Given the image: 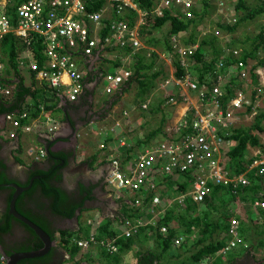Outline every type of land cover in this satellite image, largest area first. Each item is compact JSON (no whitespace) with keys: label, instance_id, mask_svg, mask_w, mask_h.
I'll return each instance as SVG.
<instances>
[{"label":"crops","instance_id":"1","mask_svg":"<svg viewBox=\"0 0 264 264\" xmlns=\"http://www.w3.org/2000/svg\"><path fill=\"white\" fill-rule=\"evenodd\" d=\"M15 1L17 0H0V2H4L6 4V10L4 9V11L9 17H16L17 8L22 3L17 4ZM42 1L48 3L50 0ZM237 2L238 1L236 0L233 5L237 4ZM252 2L254 3L253 0L249 1V4L252 5ZM10 9H12L11 12ZM108 12H110V7H106L103 11V13L107 15ZM116 15H118L117 12ZM239 15L241 16L242 14L239 13ZM111 18H113L112 15L106 18L105 21L107 22V20H111ZM222 20L223 19H221V21ZM257 22H259L258 25H256ZM87 24L93 38L101 37L104 39L106 37H110L113 42L111 45H107L105 48L97 51L98 55L100 54L102 57L104 56L103 59L106 60V64L110 63L112 65L109 72L115 73V71H111L116 70V66H118V71H130L132 77L135 70L133 62L137 60V57L142 58L134 54L138 50H132L133 48L131 47V52H127V50L124 51L123 49H120V51L117 52L119 49L116 45L118 44V37L107 29L105 23L100 25V27H97L90 22ZM259 25H264V18L253 22L247 28V31L249 33H253L252 30H257ZM200 31L201 33L199 38L201 39L206 32H208V30L203 29L202 26ZM240 32L243 34L245 29H240ZM237 35L239 36V33ZM8 37L9 35L6 38ZM6 38L0 40V54L3 56L0 58V71L2 72L0 76V103H8L13 99L14 91L18 85L15 70H17L18 74L21 78H23L25 86L32 87L33 90L36 89L37 91H40V93L30 94L27 96L24 102H22L23 106L20 109H17L12 113L0 114V219L3 215L9 213L10 204L14 193L16 192V190L12 187L13 185L27 188L30 186L33 178L38 177L36 180L41 179V175L39 174L40 172L45 174L52 173V184L58 189H61L68 198L77 199L79 203H82L83 207L78 209L75 215L71 218L53 216L50 211L51 202L48 198L42 196V192H34L32 200L23 197L25 193L33 189V186L35 185L34 182L32 187L22 193L18 198L19 200L22 197L23 201L20 203V210H22V212H19V210L17 211L24 217H26L24 215L26 211H32L34 207L39 205L42 206V210L48 211L50 213V218L46 216L45 212L44 214L56 232V239L53 240L51 238L55 242L56 247L53 248L51 252L53 250H55V252L60 251L62 258H64L62 261L63 264H71L68 262L65 263V261L70 259V256L63 250V248H61L60 231H65L67 233L79 232L80 229H82V231H88V234L85 235L84 233L80 236V240H78V242L90 239L91 237H98L105 226L107 227L106 232L118 234L122 231L121 235L123 236L126 230L125 223L132 220L131 217L128 218L125 211L126 206L131 207L136 211L139 210L138 207L136 208L132 206V200L130 199L131 197L128 193L117 192L109 186L108 177L112 170V158L118 160L122 165H130L134 156L139 153L151 150L155 146L161 144L182 142V140L189 135L186 132L188 126L191 125L189 122H193V120H195V112L199 115L202 110L207 107V103L214 98L213 96L208 95L207 98L201 99L200 97H197V92H195V94L192 92V95H195V97H193L190 95L191 92L188 94L186 93V90H182L174 86L172 79H170L171 76L173 77L174 67L165 63V59L163 58L165 54H162L161 51L155 48L153 49L145 45V38L139 34V40L142 44V48H146L149 52L147 56L143 57V59L146 63H148L147 65H150L152 57L150 58L148 56H151L150 53L152 51H156V53L160 56V62L159 58L155 60V70L161 69L163 74L158 77L159 79L155 80V83H151L150 85H148V81L150 79H147V76H150V74L148 73L144 75V82L145 84L147 83L148 89L146 90L144 87L145 93L143 95L140 93L139 83L134 80L128 91L124 93L120 92L119 102L113 107L112 102H108V99L115 95L118 90L112 95H106L104 93V89L108 82L103 80L104 78L102 79L101 76L93 74L92 79L90 81L87 80L86 85L84 86V92L80 96L78 103L82 104L83 102L84 105V101L91 100L90 102L92 106H96L93 110L94 112L92 111L94 114H96L95 110L101 111L103 109L104 111H109L107 114L109 117L102 119L100 122L96 116H93L94 114H92V112H89L88 108L81 109L84 114L82 117H76L74 113H72V110L68 107L72 106L74 103H70L67 98L60 95L57 90L49 87L46 82H39L38 78L30 73V64L38 61V59H35L37 56L33 50L31 52L25 51L22 46L23 43L16 37L17 43L15 47L18 46L19 49L17 48L16 50L14 63L17 67L16 69L12 67V58L3 50L2 42ZM230 39V36L222 34L218 39V47H222L224 50L225 46L223 43L225 42L223 41H229ZM115 53L120 54L115 56ZM108 55H110V58ZM228 55L229 54H227V57ZM259 55L262 56V59L264 60V53H259L258 56ZM107 59H110V62H108ZM117 59L120 61L118 62ZM44 60H42V64L44 63ZM120 62H124V66H122ZM256 63L257 61L251 62L249 68L256 65ZM95 64V62L90 63V65H92L95 69L101 65L105 66L102 61L96 67ZM90 65L87 68H90ZM82 68L83 67H80V69ZM258 74L261 79L260 83L263 85L264 66L258 69ZM166 75L171 76L169 79L163 78ZM101 88L105 96L98 98V96L102 93ZM7 90L11 92L10 95H5V91ZM171 98L174 99L176 103H170L169 100ZM220 99L221 101L223 99V102H219L226 107L229 101H227L225 97ZM37 100L40 103L41 111L39 115L36 116V109L33 108V104ZM214 101L216 102L218 100L215 99ZM52 107H55V110H49ZM46 108L49 109L47 110ZM23 113L28 114V119L23 121V124L30 126L31 129L29 132H23L22 130L18 131L17 138L14 142H12L13 140L10 141L7 137L9 134L8 132L13 130L12 125L9 120H7V117L13 116L14 118H19ZM111 113L113 115H111ZM163 120H165V122ZM162 122L164 132L155 138H148V136L152 134V132H154ZM96 124L99 126L98 131L95 130ZM73 130L76 131L75 134L73 133ZM105 133L109 134L106 139L103 136ZM190 134H192V132ZM261 135H264V133H258L259 137H261ZM97 136L100 137V140H98ZM4 141L7 143H4ZM97 142L99 143L97 144ZM234 143L236 145L235 141H229V144L228 142L225 143L223 147L224 150H226L229 146L230 150L234 146ZM94 144H97V146H93ZM103 144L105 145V149L101 148V145ZM181 146H183V143H181ZM39 148L45 150V157H41ZM250 151H252L251 154ZM49 152L50 156L46 159ZM129 153L132 155L131 158L129 157ZM227 153L228 152L225 153L223 159L222 156L221 159L219 157L222 169L223 164H229ZM249 158L264 159V143H262V141L259 148H249ZM160 166L162 165H157V169L152 174V181L149 182V185L150 183L155 184L157 190L156 194L161 197V205L158 208L159 214H167L173 206L177 207V205L184 204L187 199H191L194 202L191 197L183 198L184 200L182 202H179L178 200L176 201V198L180 199L182 194L174 191L175 182L173 181V178H175V180L178 179L179 182H182L183 179L179 175H167L162 173ZM69 170H72V172L74 171V174L72 175L73 179H75V175L80 176L85 174V177H87L84 182L80 180L78 183L80 195L77 198L72 196L66 189L62 188V182H64L66 179L65 177L69 175ZM190 172L194 175L200 174L194 168L186 172L185 177L188 176ZM248 172L249 171L247 170L242 174ZM167 178H171V182L173 183L169 182ZM178 181L176 184L177 186ZM194 186L190 185V189L186 192V194L193 191ZM262 187L264 190V183L262 184ZM83 189L87 190L84 192L86 193L85 195L83 194ZM261 193H263V191ZM89 195L90 198H87ZM28 202L29 206L27 205ZM194 203L196 204V202ZM143 209L144 210L140 212L142 216L141 218H146L148 224H153L154 221L152 212H148L149 209L147 206ZM249 212L250 213H248L247 210V212L244 213L242 209H238L235 216L237 217L238 215L240 218L251 216L253 223L256 224L258 230L262 232L263 229L260 226L264 224V219L260 221L258 218L259 216L264 218V211H259L258 213L257 210L249 205ZM58 219L65 221L66 226H56L54 220ZM99 224L101 226H99ZM25 226L27 225L25 224ZM259 231L257 232L259 233ZM105 237V240L114 239L109 235H105ZM243 250L238 249L235 250L236 252L233 251L230 254V257H224L221 259L223 262L222 264H229L228 261L230 258L235 259L234 264H264V258H257V256L254 255V251L248 253ZM128 257L131 258L132 262V255L129 254L127 257H124L125 263L127 264L128 262L129 264H132L133 262H129ZM216 259L217 257L208 259L206 263H215ZM134 261L136 263L135 257Z\"/></svg>","mask_w":264,"mask_h":264},{"label":"trees","instance_id":"2","mask_svg":"<svg viewBox=\"0 0 264 264\" xmlns=\"http://www.w3.org/2000/svg\"><path fill=\"white\" fill-rule=\"evenodd\" d=\"M23 1L26 0H17L15 3L18 4ZM224 1L231 14L234 15V17L237 16L236 18L238 19V22L235 25L226 24L221 21L223 16L218 13L219 8L217 3L210 2L209 0H203L201 6L192 11L191 18L186 17L181 10H164V15L161 17H157L155 15L149 16L146 20L147 24L141 28V35L144 38L147 37V34L150 35L149 39L145 41V45L153 49L162 50V54H165L166 56L167 54L172 56V66L174 67L173 76L176 79H183L190 74H197L200 86L204 84V78L206 80L208 76H210V78L214 79L225 68L238 66V63L240 62L245 63L249 67L251 62L257 61L256 65L250 68V74L246 84L247 89H252L250 95L252 105L248 107V115H252V107L261 98L259 93L260 78L257 71L260 67L264 66V60L258 56L259 53H264V25H259L258 32L256 33H249L247 28L253 22L264 18V0H253L254 3L252 2V5H250L247 0H240L234 5L233 1L236 0ZM134 2L141 9L148 11L155 10L158 5L157 0H134ZM120 3L121 2H111L109 0H93L88 4L87 11L90 13H102L106 7H110V12H108V15L105 14L104 18L106 19L111 15L113 18H111V20H107V22L105 21L106 23L110 24L113 21L128 20V24L134 28V19L126 17L123 18L120 15H116L117 6ZM47 4L48 3H46L45 6L48 11L49 8ZM11 11L12 9H10V12ZM239 13L242 15L240 16ZM134 16L136 18V15ZM12 18L15 19L14 16H12ZM202 26L203 29H207L209 32H207V34L200 39L199 35L201 33L200 29ZM242 28L245 29V32L238 36L237 34L240 33V29ZM162 30H165L166 34L158 38L155 33ZM216 31L230 36L231 39L229 41L226 40L224 41L225 43H223L225 49L241 50L240 55H230L229 57H226L224 55L225 53L223 54V48L218 47L219 36L216 35ZM174 37H176L184 47L199 44L198 51L195 53L193 58L187 59L186 65L182 63L179 54L175 49H173L172 38ZM2 43L3 50L8 53L13 60L12 67L16 69L17 66L14 63V59L16 57V50L17 48L19 49L18 46L15 47L17 43L16 38L9 35V37ZM130 48V46L126 47L127 52H131ZM32 50L37 56L35 57V59H38L36 62L42 65V60H44V58L42 55V46L40 41L33 43ZM119 51L120 49L117 50V52ZM148 53V50L144 47L134 53L136 56L142 58L137 57V60L133 62L135 70L129 81L126 82L115 95L108 99V102H112V107L119 102L120 92L124 93L128 91L134 80L139 83L140 93L143 95L145 93L144 87L146 90L148 89L147 83L145 84L144 82V75L148 73L150 74V76H147V79H150L148 81V85H150L151 83H155V80L159 79L158 77L163 74L161 69L155 70V60L159 58L160 62V56L156 53V51H152L151 53L154 54L148 56L150 58L152 57V62L150 65H147L148 63H146L143 57ZM204 53H207L210 56V59L207 62L206 60L204 61ZM78 56L80 55H77V57ZM78 60L83 63V60L80 57ZM101 61L103 63L106 62L105 59H102ZM222 63L225 64L224 67L222 66ZM118 69L119 67L116 66V70ZM192 70L196 73L192 72ZM15 71L18 85L14 91L13 99L8 103H0V114L12 113L17 109H20L23 106L22 102H24L27 96L30 94L40 93V91H37L36 89L33 90L32 87L25 86L23 78H21L17 70ZM163 78L169 79V77L166 76ZM91 79L92 77L88 74L85 78L84 84H86L87 80L90 81ZM236 91L237 90H235V88L228 89V95L225 97L226 100L229 101L233 98ZM262 103L263 107L258 110L249 126L231 128L228 132V136L226 137L227 141H235L236 145L227 153L229 164H223L224 172L227 173L229 178H235L237 175H240L248 170L249 172L247 177L250 180L249 186H239L238 188H234L233 183H228L227 185L221 184L217 186H213L211 184V193L203 202L195 204L191 199H187L184 204H181L183 206H173L165 215L158 214L155 221L153 219L154 223L151 224L150 227H142L140 229V233H137L132 237H117V234H113V232H106L107 227L105 226L100 235L95 237L96 240L98 242L106 241L105 235H109L110 237L117 239L116 245L118 247V251L111 252L100 244L94 245L93 247L97 248L99 262L91 258L89 260H83L82 258L77 260L81 251L77 241L80 240V236L82 234H88V231H82V229H80L79 232L70 233L60 231L61 248H63V250L70 256V259L65 261V263L126 264L124 256L134 252L136 264H202L206 260L213 259L215 257H217V259L215 263L212 264H222L223 262L221 259L224 257H230V255L227 256L224 253H232V250L226 252V249H228L231 241L229 226L234 218L240 221L241 226L239 230V237L241 236L244 238V251L246 250L245 252L248 253L254 251V255L259 256L260 250L264 251V224L260 226L263 229L261 232L258 230L257 225L253 223L251 216L240 218L237 215L236 217L235 215L229 213L230 211L228 212V210L229 203L238 201L244 206L247 205L248 213H250L249 205L255 208L254 202L258 200L264 202V195L261 193L264 177H261L258 174L261 167L259 166L254 170H249L257 160V158H249V148H259L261 146V140L258 133H264V98ZM33 108L36 109L35 115H39L41 108L38 100L34 102ZM46 109L48 110L49 108ZM49 110H55V107H52ZM108 112L109 111H105L103 113L102 119L107 117ZM163 121L165 122V120ZM189 124H192V121H190ZM192 131L193 129L189 125L186 133L190 134ZM163 132L164 126L162 122L161 125L148 136V138H155ZM129 157H132L130 153ZM39 174L41 175V179L36 180L33 189L25 193L23 197L32 200L34 192H42V196L48 198L51 202L50 211L53 216L61 218H71L75 215L78 209L83 207L82 203H79L77 199L68 198L61 189H58L52 184V173L45 174L40 172ZM178 175L183 179L182 182H179L178 179L175 181V184H177L178 181L176 192L179 194H186V192L190 189V185L194 186L199 176L198 174L194 175L191 172L186 177L185 174L179 173ZM167 180L171 182V178H167ZM85 191L87 190L83 189V193ZM156 193L157 190L155 186V189L152 190L144 200V205L147 206L148 209ZM87 198H90V195ZM22 201L23 199L21 197L16 204L19 212H22V210H20V203ZM27 205L29 206V202ZM33 209L32 211H26L24 215L48 233L53 240H55L56 232L52 228L51 223L47 220L45 214L42 213L44 211L42 210V206L39 205ZM125 211L128 218L131 217L134 223L139 220L142 221V216L139 211L127 206ZM174 219H176L175 222H173ZM14 224H20L26 227L30 233L29 239L20 244L18 252L37 251L43 248V243L35 232L25 226V224L15 219V217L11 216L9 213H6L0 219V234L10 233ZM163 228L166 229V232H162ZM257 231H259V233ZM191 232L195 233L193 239V236H190ZM180 239H184V241L186 239V241L185 243H181V246L179 245L180 247L177 248L176 242ZM151 241L153 242V245L147 246V244L151 243ZM189 241H193L194 248H191L192 251H190V257L183 259L182 254H184V252L182 253V251L187 249V243ZM174 250H176V255H172ZM54 252L55 250L41 258L22 260L18 264H41L45 261H50ZM234 262L235 259L231 258L228 261L229 264H234Z\"/></svg>","mask_w":264,"mask_h":264},{"label":"built area","instance_id":"3","mask_svg":"<svg viewBox=\"0 0 264 264\" xmlns=\"http://www.w3.org/2000/svg\"><path fill=\"white\" fill-rule=\"evenodd\" d=\"M92 1L50 0L47 4L49 8L47 11L45 6L47 2L29 0L18 6L15 19L5 14L6 4L0 2V40L12 34L23 43L22 46L25 51L30 52L33 43L40 41L43 46L44 63L42 65L38 62L31 63L29 71L38 78L39 82H46L49 87L57 90L70 103L78 102L84 92V80L89 74L85 62L91 59L97 51L113 43L110 37L104 39L101 37L93 38L88 22L97 27L105 23L107 29L118 37V44L116 45L119 49L130 46L137 51L142 48L139 34H141V28L147 24L146 20L149 16L161 17L164 15V10H181L186 17L191 18L192 11L198 9L203 2V0H157V8L148 11L138 7L134 0H109L111 2H121L117 6V13L123 18L134 19L133 28L128 24V20L113 21L108 24L105 22V13L88 12V4ZM209 1L217 3L219 15H222L228 24L234 25L238 22V19L231 14L224 1ZM134 15H136V18ZM216 35L219 36L220 32L216 31ZM172 44L173 49L177 51L184 65H186L188 58L194 57L198 49V45L184 47L179 40L177 41L176 37L172 39ZM226 52L235 56L239 55L237 50L227 49ZM77 55L80 56L77 57ZM79 57L83 60L82 69L78 64ZM170 62L173 63V60L171 59ZM222 66L224 65L222 64ZM237 67L241 79L248 81L250 70L246 64L240 62ZM92 71L108 82L104 89L106 95L113 94L131 77L130 71L108 73L105 70H100L99 67L94 68ZM173 77L171 76L170 79H172L174 86L186 90V93L197 92V97L201 99L207 98L209 93L214 99L207 103V107L199 115L195 112V120L190 125L193 129L192 134L187 135L182 142L161 144L151 150L139 153L134 156L130 165H122L116 159L111 160L112 170L108 177L109 186L117 192L128 193L132 200V206L138 207V209L145 207L144 200L155 189V184L150 183L149 185V182L152 181V174L157 169V165H162L160 170L167 175L185 174L195 168L200 174L194 190L182 194L180 199L191 197L196 203L203 202L210 195L211 184L216 186L233 183L234 188L250 185V180L247 177L248 173L229 178L222 169L220 160L225 143L228 142L229 144V141H226L228 132L237 125L238 118L236 115L244 109L245 105L250 104L244 92L236 91L235 96L229 100L228 105L225 107L219 101H221L220 98L226 97L224 96L227 95L226 90L232 88L230 76L218 75L214 78L213 87L210 88L207 83L200 86L199 78H197L198 82H195L191 75L183 79ZM9 94V90L5 91V95ZM215 99L218 101L215 102ZM169 101L170 103H176L172 98ZM221 102H223V99ZM27 119V113H23L19 118L7 117L13 129L7 135L10 140L16 139L20 130L23 132L30 131V126L22 123ZM104 136L107 138L109 134L105 133ZM181 143H183V146H181ZM101 147L105 148V145L103 144ZM39 149L41 157H45V150ZM259 166L261 169L258 174L264 177V159H257L250 167V171ZM262 191L264 195L263 187ZM160 205L161 197L156 194L150 203L149 211L153 215H158L159 211L156 210ZM254 207L257 211H264V202L258 200L254 202ZM258 219L262 221L264 218L259 216ZM240 226L238 219L234 218L231 221L229 226L231 241L226 251L236 249L243 243V240L239 237ZM125 227L124 236L132 237L140 232L143 223L141 220L136 223L129 220L125 223ZM162 231L166 232V229L163 228ZM116 242L117 239L98 242L95 237H91L79 241L78 246L82 249H88L93 244H100L111 252H117ZM177 243H180V241H177ZM0 264H6V260L1 254Z\"/></svg>","mask_w":264,"mask_h":264},{"label":"rangeland","instance_id":"4","mask_svg":"<svg viewBox=\"0 0 264 264\" xmlns=\"http://www.w3.org/2000/svg\"><path fill=\"white\" fill-rule=\"evenodd\" d=\"M237 1H240V0H237ZM246 1V0H245ZM247 1H250V0H247ZM233 2H235V1H233ZM234 16V15H233ZM237 17V16H236ZM259 23H257V25H258ZM252 32L254 33H256V32H258V29L257 30H255V29H253L252 30ZM164 34H166L165 33V30H162V31H160V32H157V33H155V35L158 37V38H160L162 35H164ZM242 34V32H240L239 33V35H241ZM149 37H150V35L149 34H147V37L145 38V41L146 40H148L149 39ZM173 39V38H172ZM177 41H178V39H177ZM224 42V41H223ZM170 43H171V40H170ZM159 51H161V52H163L162 50H159ZM155 53V52H154ZM154 53H150V55H153ZM117 54H120V53H115V56H117ZM113 56H114V54H113ZM146 56H147V54H146ZM209 56V55H208ZM3 56L0 54V58H2ZM108 57L110 58V55H108ZM107 57V58H108ZM210 57V56H209ZM259 57H261V59L263 58L262 56H260L259 55ZM113 58V57H112ZM164 59H165V63L166 64H168L169 66H171L173 63L172 62H170V60L172 59L173 60V58H172V56H170V55H168L167 54V56L165 55L164 57H163ZM181 58V57H180ZM258 59H260V58H258ZM108 60V62H110V59H107ZM162 60V59H161ZM117 61L119 62L120 60H118L117 59ZM163 61V60H162ZM107 62V63H108ZM121 64H122V66H124V62L122 63V62H120ZM163 63H164V61H163ZM105 64V66L104 65H101V68H103L106 72L107 71H109V70H111V68H112V65L110 64V63H108V64H106V63H104ZM81 67V66H80ZM126 67V66H125ZM86 69V68H85ZM115 70H112L111 72H114ZM190 72H191V70H190ZM192 72H195V71H193L192 70ZM196 73V72H195ZM230 73H234V70H231L230 71ZM1 74H2V72L0 71V76H1ZM226 75H229V76H231L233 79H231V82H233V83H235L236 82V78H234L231 74H228V73H226ZM171 75H166V77H170ZM191 78L193 79V80H195V82H198V75L197 74H195V75H191ZM206 82H208V83H210L211 82V79H209L208 81H206ZM247 83H244V84H242V86L243 85H246ZM251 91H252V89H247V91L245 92V95L246 96H249V95H251ZM101 94L98 96V98H101V97H104L105 95L103 94V90H102V88H101ZM263 92H264V89H263ZM190 95L191 96H193V97H195V95L193 94L192 95V92L190 93ZM264 96V95H263ZM256 109L258 110L260 107H262V104L260 103V101H259V105H258V103H256ZM204 109V108H203ZM111 115H113L112 113H111ZM240 116V121H239V123L238 124H240V125H242V126H248V125H250L251 124V122H252V120H253V116L254 115H252V116H249L248 115V108L247 109H244L243 110V112L239 115ZM109 117V115H107V118ZM98 127L99 126H97V124H96V126H95V130L96 131H98ZM130 130H132V129H130ZM136 130H138V129H136ZM85 133V132H84ZM97 138H98V140H100L99 138V136H97ZM260 139H261V141H262V143H264V135H261V137H260ZM99 142H97V144H98ZM97 144H94L93 146H97ZM234 146H235V143H234ZM227 147V146H226ZM229 148H230V146L229 147H227V149L226 150H224V148H223V152H222V159H223V157H224V155H225V153L226 152H228L229 151ZM252 153V151H250V154ZM113 159V158H112ZM173 181L175 182L176 180H175V178H173ZM174 191H176V189H177V185L176 184H174ZM131 199V198H130ZM178 200V198H176V201ZM184 199H179V202H182ZM137 208V207H136ZM144 208V207H143ZM143 208H139V212H141V211H143L144 209ZM141 209V210H140ZM238 209H242V211H245L244 213H246L247 212V210H248V207L247 206H244V205H242L240 202H238V201H236V202H231V203H229V210H228V212L229 213H231L232 215H236L237 213H236V211L238 210ZM158 217V215H153V218L154 219H156ZM142 219V223H143V227H145V228H147L148 226L150 227L151 225L150 224H148V221H147V219L145 218V219H143V218H141ZM176 221V219H174V221L173 222H175ZM99 226H101L100 224H99ZM126 231V230H125ZM140 233V232H139ZM122 234V231L120 232V233H118L117 234V237L118 236H120ZM124 236V235H123ZM190 236L192 237V239L194 238V236H195V233H193V232H191L190 233ZM120 237H122V235L120 236ZM185 241H186V239H185ZM185 241H183V243H185ZM77 244H78V241H77ZM94 245H96V244H93L91 247H89L88 249H82V248H80V253H79V255H78V257H77V260H80L81 258L83 259V260H89L90 258L91 259H94V260H96L97 262H99V255H98V252H97V248L96 247H93ZM147 245H153V242L151 241V243H148ZM176 246H177V248H179L180 246L179 245H177L176 244ZM194 248V244H193V241H189L188 243H187V249L185 250V251H182V253L184 252V254H182V258L183 259H186L187 257L189 258L190 257V251H192V249L191 248ZM238 249H240V248H236L235 250H238ZM186 251H188V252H186ZM244 251V250H243ZM246 251V250H245ZM234 252H236V251H234ZM132 255V262H131V258L130 257H128V260H129V262H131L132 264H136L135 263V261H134V256H133V253L131 254ZM172 255H176V250H174V252H172ZM124 257H127V255H125ZM257 258H264V251L262 252L261 250H260V254H259V256H257ZM95 261V262H96ZM207 262V260L205 261V262H203L202 264H207L206 263ZM127 264H129L128 262H127Z\"/></svg>","mask_w":264,"mask_h":264},{"label":"flooded vegetation","instance_id":"5","mask_svg":"<svg viewBox=\"0 0 264 264\" xmlns=\"http://www.w3.org/2000/svg\"><path fill=\"white\" fill-rule=\"evenodd\" d=\"M90 101H84V105L83 102L82 104L78 102L72 104V106H70L72 113H74L76 117H80V116L82 117L84 114L81 109L83 108H88L89 112L91 113L94 110V107L92 106ZM93 112L92 114H94ZM93 116L96 115L94 114ZM5 141L4 143H7ZM14 141L15 140H13L12 142ZM49 156H50V152L47 154L46 159L49 158ZM68 173L69 175L66 176L65 177L66 179L64 180V182H62V188L66 189L72 196H75L77 198L80 195L78 183L80 180L84 182L87 177H85V174L80 176L75 175V179H73L72 175L74 174V171L72 172V170H69ZM83 194L85 195L86 193ZM44 212L46 216L50 218V213L48 211H43L42 213ZM54 222L56 226H66L65 221H62L60 219L54 220ZM29 237H30V233L26 229V227L20 224H14L13 229L10 233L0 234V254L4 257L5 260H8L12 255L16 253H20L18 252L20 244L25 242L27 239H29ZM63 260L64 258H62L61 252L56 251L53 254L50 261H45L41 264H62Z\"/></svg>","mask_w":264,"mask_h":264},{"label":"clouds","instance_id":"6","mask_svg":"<svg viewBox=\"0 0 264 264\" xmlns=\"http://www.w3.org/2000/svg\"><path fill=\"white\" fill-rule=\"evenodd\" d=\"M222 1H224V0H222ZM225 2V1H224ZM222 21H224V23H226V24H228L227 22H226V20L225 19H223ZM235 25V24H234ZM256 25H257V23H256ZM242 26V25H241ZM209 32V31H208ZM206 34H207V32H206ZM222 35V33H220V35H219V37ZM195 45H198V48H199V44H195ZM124 51L126 50V48H122ZM226 50H227V48L226 49H224L223 51H224V53H225V55H226V57H227V52H226ZM231 50H236V49H231ZM197 51H198V49H197ZM196 51V52H197ZM238 52H239V55H240V52H241V50H237ZM195 52V53H196ZM100 55V54H99ZM98 55V56H99ZM204 61L206 60V62L210 59V57L208 56L209 54H207V53H204ZM230 55H232V54H229L228 55V57L230 56ZM96 56H97V52L94 54V56L91 58V59H89L88 61H86L85 63H86V65L85 66H89L90 65V63L92 62V61H94L95 60V58H96ZM235 56V55H234ZM104 57V56H103ZM103 57L100 55L99 56V58L97 59V60H95V63H96V66H98L99 64H100V62H101V60L103 59ZM102 58V59H101ZM83 62V61H82ZM78 64H79V67L81 66L82 67V65H83V63H81L79 60H78ZM224 66H225V64L224 63H222ZM223 66V67H224ZM247 66V65H246ZM99 68H100V70H104L103 68H101V66H99ZM220 68H221V66H220ZM247 68L250 70V68L247 66ZM87 69H89V68H87ZM94 68L92 67L91 68V70H89V75H91V77L93 76V74L94 75H98L97 73H95L94 71H92ZM231 70H234V73H230V71ZM118 70H115V72H117ZM121 70H119V72H120ZM219 71V70H218ZM108 73H110L109 71H107ZM226 73H228V74H231L234 78H236V82L235 83H233V82H231V84H232V88H235V90H237V91H243L244 92V94H245V92H246V90H247V88H246V85H243L242 86V84H244V83H247V81H245V80H243V79H241V77H240V72L238 71V67L237 66H235V67H231V68H225V69H223L222 71H221V73H219L218 75H222V76H229V75H226ZM257 74H258V71H257ZM34 75V74H33ZM191 75V74H190ZM259 75V74H258ZM262 75V74H261ZM193 76V75H192ZM231 77V76H230ZM260 77V76H259ZM199 78V77H198ZM98 79V78H97ZM209 79H211V82L210 83H208V82H206V81H208ZM231 79H233L232 77H231ZM261 80V79H260ZM85 81V80H84ZM87 82V81H86ZM126 82H128V80L127 81H125L123 84H122V86H124V84L126 83ZM213 82H214V79H212V78H210V76H208V78L205 80V78H204V83H207V85H208V87L210 88V87H213L212 86V84H213ZM84 85H86V84H84ZM121 86V87H122ZM120 87V88H121ZM119 88V89H120ZM231 88V89H232ZM241 88V89H240ZM118 89V90H119ZM263 89H264V84L263 85H261V83L259 82V93H260V95H261V98L257 101V103H258V105H259V101H260V103L262 104V107H263V98H264V92H263ZM227 91V90H226ZM116 92V91H115ZM114 92V93H115ZM11 93V92H10ZM113 93V94H114ZM10 95V94H9ZM110 95H112V94H110ZM198 95V94H197ZM209 95V93L207 94V96ZM246 98H247V101H249L250 102V104L249 105H245L244 106V109H247L248 107H250L251 105H252V99H251V97H250V95L249 96H246ZM80 100V99H79ZM79 102V101H78ZM77 103V102H76ZM256 104L252 107V109H253V114L252 115H256L257 114V112H258V110L260 109V108H262V107H260L258 110L256 109ZM95 107L96 106H94V109H95ZM243 109V110H244ZM243 110L242 111H240V113H238L236 116H237V118H238V121H237V125L235 126V127H233V128H238V127H241L242 125H240V124H238L239 123V121H240V114L243 112ZM105 111L102 109L101 111H96L95 110V115L97 116V118L99 119V121L101 122L102 121V116H103V113H104ZM100 113H101V115H100ZM252 115H249V116H252ZM254 116H253V118H254ZM95 122V121H94ZM23 123V122H22ZM97 123V122H96ZM230 131V130H229ZM76 132V131H75ZM101 132V131H100ZM74 133V132H73ZM75 134V133H74ZM101 134H102V132H101ZM104 136V135H103ZM104 138L106 139V137L104 136ZM15 140V139H14ZM178 143V142H177ZM102 146V145H101ZM234 147V146H233ZM102 148V147H101ZM102 149H105V148H102ZM154 221H155V219H154ZM163 232V231H162ZM240 238L242 239V240H244V238H242L241 236H240ZM180 241V243H177L176 242V244L177 245H180L181 243H183V241H184V239L181 241V240H179ZM244 247H245V245H243V243L242 244H240L239 245V247L238 248H240V249H244ZM227 250V249H226ZM230 250H232V252L233 251H235V249H230ZM230 250H228V251H230ZM262 251V250H261ZM227 252V251H226ZM263 252V251H262ZM225 255H230V253L229 254H226V253H224ZM2 256V255H1ZM6 264H7V260H6Z\"/></svg>","mask_w":264,"mask_h":264},{"label":"water","instance_id":"7","mask_svg":"<svg viewBox=\"0 0 264 264\" xmlns=\"http://www.w3.org/2000/svg\"><path fill=\"white\" fill-rule=\"evenodd\" d=\"M98 58H99V56L97 54L95 60H97ZM95 60L92 62H95ZM91 68H92V65H90L89 69H91ZM68 107L70 108V106H68ZM73 132L75 133V130H73ZM37 178L38 177L33 178L31 180L30 186L27 188H22V187H19L18 185L12 186L16 190V192L14 193V196H13L11 204H10L9 214H11L13 217L20 220L21 222L26 224L30 229H32L35 232V234L40 238V240L43 242L44 247L38 251L16 253V254L12 255L7 260V264H18L22 260L44 257L47 254H49L53 248L56 247V244L51 239L50 235H48L38 225H36L32 221H30L29 219H27L26 217L21 215L16 209V203H17L18 198L21 196L22 193H24L25 191L29 190L32 187L33 183L35 182V180Z\"/></svg>","mask_w":264,"mask_h":264}]
</instances>
